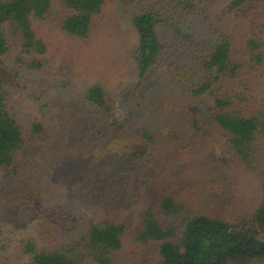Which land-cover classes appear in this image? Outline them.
Masks as SVG:
<instances>
[{"label": "rangeland", "instance_id": "obj_1", "mask_svg": "<svg viewBox=\"0 0 264 264\" xmlns=\"http://www.w3.org/2000/svg\"><path fill=\"white\" fill-rule=\"evenodd\" d=\"M230 1L203 0L181 23L161 24L164 53L141 85L133 20L151 9L166 13L161 0L108 1L86 39L63 30L69 12L51 0L48 14L32 20L47 46L43 55L25 52L19 36L4 28L9 51L0 57V96L25 143L14 165L0 170V264H31L23 253L28 239L49 250L63 235L76 239L104 221L127 226L113 264L157 262L160 243L137 239L148 209L178 238L193 216L250 222L263 199L264 138L254 169H247L212 121L210 94H195L211 75L202 63L223 39L231 42L232 59L248 65V41L257 32L252 9L226 13ZM246 79L238 91L263 105L264 65ZM95 85L126 129L110 132L109 120L88 102ZM35 124L42 133L33 132ZM167 196L180 206L178 216L159 212Z\"/></svg>", "mask_w": 264, "mask_h": 264}, {"label": "trees", "instance_id": "obj_2", "mask_svg": "<svg viewBox=\"0 0 264 264\" xmlns=\"http://www.w3.org/2000/svg\"><path fill=\"white\" fill-rule=\"evenodd\" d=\"M108 1L112 0H60L69 12L62 25L63 30L75 38L86 39L94 19L102 13ZM119 1L126 4L136 2ZM161 1L166 4V13L151 9L133 20L138 36L136 62L139 85L164 53L158 27L165 23H181L195 13L203 0ZM50 7L51 0H0V57L9 51L5 27L19 36L25 52L45 54L47 46L38 38L32 20L44 18ZM246 7L252 9L257 30L248 41V65L232 59L231 42L223 39L202 63L203 69L211 75L195 94H210L214 104L213 123L230 137L232 149L245 167L252 170L257 145L264 138V104H249L246 93L238 91V84H241L239 80L247 81L246 76L251 71L264 65V0H231L225 12ZM32 67L39 68L41 63L34 62ZM86 98L103 118L109 120L110 132L127 128L112 117V104L101 86L91 87ZM43 130L41 124L33 126L35 134ZM141 138L155 143L149 133H144ZM24 143L21 127L9 113L4 97L0 96V170L14 165L16 154ZM180 210L172 197L167 196L160 201V213L178 216ZM126 232L124 223L104 221L91 224L76 239L63 235L61 244L49 250L39 249L36 240L28 239L23 242V253L31 258V264H113V254L122 248ZM260 235H264V193L262 203L249 223L238 226L220 219L193 216L184 220L179 238L176 228H163L154 210L148 209L142 215L137 239L142 243H160L159 260L142 264H264V240Z\"/></svg>", "mask_w": 264, "mask_h": 264}]
</instances>
